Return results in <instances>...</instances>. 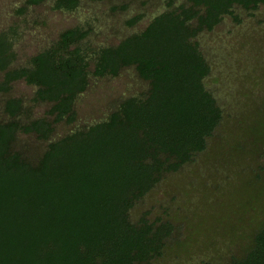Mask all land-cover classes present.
<instances>
[{"label": "trees", "instance_id": "16d2710c", "mask_svg": "<svg viewBox=\"0 0 264 264\" xmlns=\"http://www.w3.org/2000/svg\"><path fill=\"white\" fill-rule=\"evenodd\" d=\"M44 0H26V5ZM80 0H56L73 10ZM264 0H167L165 11L145 28L94 53L97 75L135 66L149 81L143 97L122 100L109 118L52 140L37 161L14 150L19 131L48 139L46 117L23 122L21 98L9 97L0 120V264H137L164 255L170 221L130 218V209L165 171L177 170L223 119L207 89L211 66L194 40L212 29L233 6L258 7ZM25 6L20 11L24 10ZM141 14L130 18L134 24ZM88 31L64 30L57 42L11 67L13 39L0 35V90L24 79L37 87L35 100L53 102L57 120L74 118L73 103L88 84L89 58L81 41ZM201 264H214L203 261ZM230 264H264V226L246 253Z\"/></svg>", "mask_w": 264, "mask_h": 264}, {"label": "rangeland", "instance_id": "374dc122", "mask_svg": "<svg viewBox=\"0 0 264 264\" xmlns=\"http://www.w3.org/2000/svg\"><path fill=\"white\" fill-rule=\"evenodd\" d=\"M185 2L174 0L175 5ZM166 8L167 0H80L73 10L58 8L56 0L34 5L0 0V35L12 37L16 52L11 67L30 65L33 56L55 44L68 28L88 31L80 43L89 58L88 84L75 97L73 119L67 115L57 120V113H50L54 103L35 100L37 87L24 79L0 90V120L9 119L5 100L17 97L23 102V122L42 117L53 121L48 139L19 131L13 149L37 161L50 141L108 119L127 97H143L150 83L134 65L97 75L92 55L141 32ZM138 14L137 22L128 23ZM194 40L211 66L205 84L223 108V119L206 149L177 170L165 171L131 207L134 221L146 216L174 226L164 255L137 264H230L246 253L264 226V3L253 9L235 4L233 14H225Z\"/></svg>", "mask_w": 264, "mask_h": 264}]
</instances>
